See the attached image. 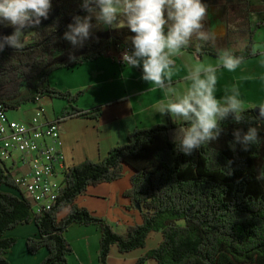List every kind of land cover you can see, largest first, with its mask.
Listing matches in <instances>:
<instances>
[{
  "label": "trees",
  "instance_id": "1",
  "mask_svg": "<svg viewBox=\"0 0 264 264\" xmlns=\"http://www.w3.org/2000/svg\"><path fill=\"white\" fill-rule=\"evenodd\" d=\"M49 17L35 27L31 41L16 51L0 52V103L9 110L41 97L64 99L68 105L59 117L99 118L102 108L82 109L83 91H64L51 84L50 75L73 69L107 54L113 48L132 50L128 31L92 32L83 47L74 48L63 39L67 25L76 15H87L81 0H52ZM109 38L103 35L108 34ZM230 33V31H229ZM192 38L187 49L217 55L211 38ZM41 44L40 46H37ZM250 49L237 56L242 62L260 55ZM248 120L237 124L231 117L222 122L216 141L191 155L177 152L173 137L183 125L168 116L164 124L137 128L128 141L114 146L107 156L67 167L54 206L39 213L20 187L12 166L0 157V264H11L7 251L17 241L6 233L19 224L35 221L39 235L27 239L31 254L47 248L40 264H68L74 252L66 232L74 224L96 225L101 230L100 263L108 264L113 246L128 254L147 247L152 232L163 235L158 246L139 257L137 264H264V120L248 107ZM257 127L259 142L249 150L229 147L237 129ZM231 161V164H229ZM132 170L131 187L124 192L130 210H139L142 222L118 231L107 219L78 203L92 186L122 179ZM67 211V214H61Z\"/></svg>",
  "mask_w": 264,
  "mask_h": 264
},
{
  "label": "crops",
  "instance_id": "2",
  "mask_svg": "<svg viewBox=\"0 0 264 264\" xmlns=\"http://www.w3.org/2000/svg\"><path fill=\"white\" fill-rule=\"evenodd\" d=\"M218 10L214 11L218 12ZM249 11L253 12V15ZM222 12L218 15V20L222 23L217 25H215V15H211V10L207 13L208 19L213 17L211 25L208 23L210 32L208 38L210 37L214 44L228 38L232 33L240 32L242 35H247L253 26L251 21L264 37V0L225 1ZM8 30L0 26V37L8 35L6 33ZM261 44H264V41ZM115 52L116 49L113 48L107 54L78 67L63 68L69 77L78 78L77 83H64L58 80L51 82L52 85L64 91H83L78 100V105L82 109L99 106L102 108V115L99 118L73 117L61 122L62 145L60 149L65 156L66 167L81 164L87 159L99 161L107 156L114 146L127 142L130 133L135 129L150 128L166 123L168 116L158 112L154 113L153 106L163 98L175 99L186 94L191 85V81L186 77L193 66L214 65L209 63L206 55L200 56L196 51L185 49L183 55L174 58V68L171 70L172 82L166 84V89L170 91L165 96L164 91L154 89V86L142 79V67L131 68L115 61L111 56ZM254 52H261V54L241 63L238 68L241 73H239L240 78L237 83L234 81L230 83L229 78H225L230 73L227 70L221 69L217 74V96L223 95L224 90L232 88L230 84H233L239 89L246 109L264 106V45ZM250 81H256L255 85L246 90V82ZM243 92H248L246 98L242 97ZM83 97H87V100ZM56 101H59V98L41 97L37 100L38 103L41 102L37 108L38 110L45 108L48 119H59L68 102L64 100L58 105L59 110H57ZM8 115L11 119L18 120ZM32 116H26L27 119L18 121L31 123L34 118V115ZM132 173V170L127 172L126 169L122 179L90 187L84 195L78 198L79 205L86 206L105 217L120 232H125L131 224L142 222L141 212L128 209L130 201L123 195L125 190L131 187ZM110 198L108 202L107 199ZM65 214L67 211L61 215ZM38 235L39 229L35 221L19 224L7 231V237L17 239L6 254L11 264H40L48 256L49 252L45 247L36 254L28 251L27 239ZM66 236L74 248V252L69 256L68 264H101V230L98 226L74 224L66 232ZM162 239V233L152 232L146 248L128 253L130 255L139 253L132 262L137 264L139 257L149 249L158 246ZM152 240L151 246L149 241ZM128 254L120 253L118 247L113 246L108 264H130L126 256ZM148 264H154V262L149 261Z\"/></svg>",
  "mask_w": 264,
  "mask_h": 264
},
{
  "label": "clouds",
  "instance_id": "3",
  "mask_svg": "<svg viewBox=\"0 0 264 264\" xmlns=\"http://www.w3.org/2000/svg\"><path fill=\"white\" fill-rule=\"evenodd\" d=\"M52 7V0H0V26L13 28L10 35L0 37V52L6 46L22 50L28 30L48 19ZM80 8L87 15L74 16L63 39L74 48L83 47L90 38L93 18L104 28L127 27L135 35L131 38V52L122 55L123 62L131 68L142 67V79L164 91L165 96L170 91L166 84L172 82L174 58L183 55L194 35L201 42L197 51L208 41L202 31L207 13L203 0H81ZM241 63L242 58L233 52L220 51L215 65L193 66L186 77L191 81L186 94L163 98L153 106L154 113L167 115L183 125L173 137L177 152L191 155L216 141L222 122L229 117L237 124L248 120L238 88H226L223 95L217 96V72H235ZM258 115L264 120V107ZM233 137L229 143L233 151L237 145L247 151L259 142L258 129L251 125L247 131L235 130Z\"/></svg>",
  "mask_w": 264,
  "mask_h": 264
},
{
  "label": "built area",
  "instance_id": "4",
  "mask_svg": "<svg viewBox=\"0 0 264 264\" xmlns=\"http://www.w3.org/2000/svg\"><path fill=\"white\" fill-rule=\"evenodd\" d=\"M118 49L111 56L125 64ZM31 123L13 120L8 109L0 103V157L16 174L18 184L33 204V212L51 209L57 201L66 171L65 156L61 151V127L58 119H48L46 109H39ZM61 176V181L58 177Z\"/></svg>",
  "mask_w": 264,
  "mask_h": 264
},
{
  "label": "rangeland",
  "instance_id": "5",
  "mask_svg": "<svg viewBox=\"0 0 264 264\" xmlns=\"http://www.w3.org/2000/svg\"><path fill=\"white\" fill-rule=\"evenodd\" d=\"M225 1H230V0H203L205 6L207 8V13L210 12V10H211V15L212 14L215 15V18H214V22H216L215 25H217L218 23L221 22V20H218V17H219L218 15H219V13H223L222 9H223V5L225 4ZM221 7H222V9H221ZM215 9H219L218 12H215L214 11ZM207 13H206V15L204 17V20L202 21V25H203L202 31H204L207 34V36H209L210 32L208 30V27H209L208 23H209V25H211L213 17H210L208 19L207 18ZM250 14L253 15V12H250ZM120 20H121V23L124 22V18L123 17H121ZM251 24L253 26L250 28L249 33L247 35H245V34L242 35V33H240V32L232 33V34H230V36L228 38L226 37V38H224V40H219V41H217V43L215 42V46L219 49V51L229 50V51L233 52L235 55L239 54L240 52L247 51L248 49L256 51V49L258 47H260V46L263 47L264 44H261V43H263L264 37L261 36V33H259V29L255 26V24H253V21H251ZM92 25H93L92 32L93 31L94 32H99L100 34H104L105 32H109L110 33V31H114L116 33V30H118V29H122L125 32L128 31L129 34H133V33L130 32V30L127 27L104 28L102 26H98L94 18L92 19ZM8 28H10V30H8ZM6 30H8L6 33H8V35H10L12 33V31H13V28L6 27ZM34 30H35V27L28 30V33L25 36V43L29 42V40L31 38V35L34 33ZM109 33L103 35V37L104 38H109L110 37ZM133 36L134 35H132V36L128 35V40L131 41V38ZM193 38H196V36L194 35ZM204 55H206V57L208 58L210 64H214L215 65L216 55H212V54H204ZM250 58H252V57H250ZM239 73H241V71H240V69H237L235 72H230L229 74H227L225 76V78L226 79L229 78L230 83H233V81H234V83H237L238 78H240V74ZM217 74H218V72H217ZM49 80H50V82H56V80H58V81L64 82V83H77L78 78L77 77H69V75H68L67 71H65V69H59V70L54 71L50 75ZM255 82L256 81L246 82V86H245L246 90L248 88H251L252 86H254ZM230 85L232 87H234L233 84H230ZM247 94H248V92H243L242 93V97L246 98ZM83 98H85V100H87V97H83ZM63 101L64 100H60V99H59V101H56V105H57L56 109L57 110H59L58 109V105L62 104ZM40 103L41 102L38 103L37 101L36 102H29V103L23 105L22 107L11 108V109L8 110V114H10L14 118H17L18 120L19 119H24L25 120V119H27L26 116H30V115L31 116L32 115H34V116L40 115L39 110L37 108V105L40 104ZM255 107H257V106H254V108ZM60 124H61V122H60ZM7 162L9 164L11 163L10 161H7ZM129 171H131V169L127 168V172H129ZM14 173L18 174V173H21V172L18 169H15ZM58 180L61 181V176L58 177ZM107 200L109 202L111 200V198L107 199ZM149 243L152 246L153 240L149 241ZM137 254H139V253H137ZM137 254H135V255H130V254L126 255V256H128V260H129L130 264H135V263L132 262V260L135 259V256H137Z\"/></svg>",
  "mask_w": 264,
  "mask_h": 264
},
{
  "label": "water",
  "instance_id": "6",
  "mask_svg": "<svg viewBox=\"0 0 264 264\" xmlns=\"http://www.w3.org/2000/svg\"><path fill=\"white\" fill-rule=\"evenodd\" d=\"M41 44H38L37 46H40ZM261 107H264V106H257V107H255L254 109H255V111H256V114L258 115V112H259V110H260V108ZM259 116V115H258Z\"/></svg>",
  "mask_w": 264,
  "mask_h": 264
}]
</instances>
